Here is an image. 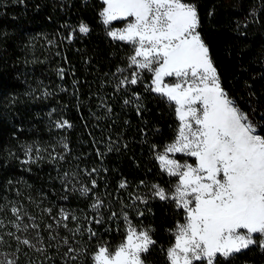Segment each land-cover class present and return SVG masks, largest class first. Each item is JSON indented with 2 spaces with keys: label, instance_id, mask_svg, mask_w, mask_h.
I'll return each instance as SVG.
<instances>
[{
  "label": "trees",
  "instance_id": "16d2710c",
  "mask_svg": "<svg viewBox=\"0 0 264 264\" xmlns=\"http://www.w3.org/2000/svg\"><path fill=\"white\" fill-rule=\"evenodd\" d=\"M186 2L197 8L198 30L221 85L264 135V0ZM102 7V0H0V261L65 264L63 253L70 245L83 250L74 264H91L98 241L115 246L122 240L120 214L126 212L133 224L152 229L157 242L142 254L145 264H169L170 230L183 221L184 212L170 200L152 197L151 185L170 190L176 183L155 156L174 138L177 121L164 99L146 91L151 73L117 90L119 79L138 70L128 66L130 46L107 35L99 17ZM81 23L89 27L87 34L79 32ZM123 24L115 21L111 27ZM126 99L131 102L125 104ZM63 120L71 128L55 126ZM29 144L47 151L43 159L23 164L22 146ZM122 181L127 187H119ZM82 187L92 190L83 194ZM97 199L103 202L98 210L91 207ZM12 206L22 209L18 223L39 225L23 235L35 243L39 232L43 253L7 235H21L12 224ZM61 209L78 218L66 221L68 228L56 226ZM111 212L117 218L110 220ZM100 217L102 224L93 222ZM77 227L81 231L74 235L70 230ZM88 228L97 236L89 239ZM50 235L57 239L49 240ZM248 262L264 264V250L253 245L227 259L218 257V264Z\"/></svg>",
  "mask_w": 264,
  "mask_h": 264
},
{
  "label": "snow or ice",
  "instance_id": "6c2138e0",
  "mask_svg": "<svg viewBox=\"0 0 264 264\" xmlns=\"http://www.w3.org/2000/svg\"><path fill=\"white\" fill-rule=\"evenodd\" d=\"M102 5L99 17L107 35L130 46L128 66L138 70L119 79L117 90L138 84L143 72L151 73L146 91L164 99L177 121L174 138L155 156L161 171L175 177L176 183L171 190L151 185L152 197L170 200L184 212L183 222L177 221L170 230L173 242L166 250L167 261L169 264H218V257L227 259L253 245L264 250V135L259 134L248 114L234 104L222 87L209 47L198 30L200 18L196 6L186 0H102ZM115 21L124 22V26L111 27ZM89 31L86 24H80V33ZM124 71L117 69L120 73ZM59 74L63 78V69ZM166 78H171L170 82ZM133 95L139 100L138 94ZM55 126L71 128L72 125L63 120ZM22 148L23 164L43 159L41 153L47 151L31 144ZM63 148L68 149L67 143ZM177 153L191 158L192 162L181 163L173 158ZM50 156L53 160L57 158L51 153ZM95 187L93 180L92 188ZM119 187H127L126 182L122 181ZM91 190L81 188L83 194ZM135 200L147 203L145 197L137 196ZM102 203L97 199L91 207L98 210ZM21 211L11 207L15 217L12 224L21 235L13 232L7 235L18 245L43 253L45 249L37 246L43 244L39 232L35 243L23 235L29 227L38 229L39 225L18 223L23 220ZM45 211L51 214L52 210ZM137 214L142 216L143 212ZM120 215L125 222L122 240L115 246L98 241L90 254L91 264H145L142 254H147L157 243L151 235L152 229L138 228L126 212ZM117 216L118 213L111 212L108 218L113 220ZM69 219L78 218L61 209L56 226L68 228L65 222ZM93 222L102 224L103 218H93ZM3 225L0 220V227ZM52 227L47 225L48 229ZM70 231L75 235L81 229ZM87 231L89 239L97 236L91 228ZM56 239L49 236V240ZM3 242L0 236V244ZM61 242L69 245L67 238H61ZM82 251L69 245L63 253L65 264H74ZM0 264H15V261L5 260Z\"/></svg>",
  "mask_w": 264,
  "mask_h": 264
},
{
  "label": "rangeland",
  "instance_id": "374dc122",
  "mask_svg": "<svg viewBox=\"0 0 264 264\" xmlns=\"http://www.w3.org/2000/svg\"><path fill=\"white\" fill-rule=\"evenodd\" d=\"M187 3H190V4H193V3H191V2H187ZM124 26V24L122 25V26H119V27H113V28H121V27H123ZM169 82H170V80H171V78H166ZM223 87V86H222ZM225 90V89H224ZM226 91V90H225ZM229 98H231L230 96H229ZM232 99V98H231ZM233 100V99H232ZM234 101V100H233ZM234 104L238 107V108H240L241 109V111H243V112H245V113H247L242 107H240V106H238L236 103H235V101H234ZM248 114V113H247ZM248 116H249V114H248ZM249 120L255 125V123H254V121L251 119V117L249 116ZM259 132V131H258ZM259 134H261L260 132H259ZM262 135V134H261ZM172 141V140H171ZM171 141H169L168 143H170ZM167 143V144H168ZM163 150H164V148L162 149V150H160L158 153H162L163 152ZM157 153V154H158ZM169 155H171V154H169ZM173 158H175V159H177V160H179L181 163H183L185 160H188L189 162H192V160H191V158H188V157H185V156H183L182 154H179V153H177V154H175V156L173 157ZM161 187H163V186H161ZM166 189V188H165ZM166 190H168V189H166ZM171 190V189H170ZM183 222V221H182ZM135 225V224H134ZM137 226V225H136ZM138 228H145V229H147L145 226H137ZM197 264H202V262H197ZM245 264H253V263H250V262H248V263H245Z\"/></svg>",
  "mask_w": 264,
  "mask_h": 264
}]
</instances>
